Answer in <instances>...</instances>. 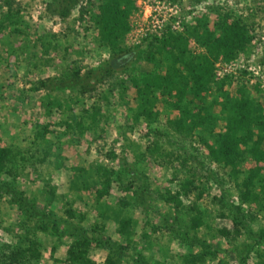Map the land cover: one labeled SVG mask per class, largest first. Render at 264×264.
I'll return each instance as SVG.
<instances>
[{"label":"rangeland","instance_id":"1","mask_svg":"<svg viewBox=\"0 0 264 264\" xmlns=\"http://www.w3.org/2000/svg\"><path fill=\"white\" fill-rule=\"evenodd\" d=\"M106 1L0 0V257L32 244L30 264H81L78 251L91 264H264V170L252 195L214 162L210 127L222 124H178L155 90L161 63L141 58L171 31L213 60L192 34L237 24L245 41L213 60L222 87L196 108L221 90L264 107V0H131L124 35L99 24ZM254 117L253 140L264 110Z\"/></svg>","mask_w":264,"mask_h":264},{"label":"trees","instance_id":"2","mask_svg":"<svg viewBox=\"0 0 264 264\" xmlns=\"http://www.w3.org/2000/svg\"><path fill=\"white\" fill-rule=\"evenodd\" d=\"M53 2L59 6L66 3L67 0H53ZM70 2L71 0H68V3ZM130 7H132L131 0H107L98 6L97 20L107 32H118L124 35L128 29L127 17L130 14ZM200 30L203 33V35H199L200 38L211 42L208 49L215 52L213 60L220 52L225 53L226 60H230L232 52H237L238 45L242 46V41H245L246 38L243 28L237 24L227 25L223 28L222 26L217 27L214 28L213 32H206V34L202 28H196V32L192 36H196ZM162 34L158 39L154 38L149 41L146 56L141 57L147 64H152L151 61L154 58L158 64L161 63L158 75L153 76L154 85H157L155 90L160 92L161 98L172 96V108L175 107L174 109L182 116L177 120L178 124L185 125L191 114L192 120L188 122L191 131L199 129L206 118H208V124L210 122L211 124L214 122L222 124L218 132H213L215 126L210 127L212 143L207 147L208 154L214 162L224 168H229L240 180L243 179L241 185L250 189L252 195H257L255 191L258 189L260 179H263L261 177L264 170V145L261 141L264 126L258 127L259 131L256 132L257 135L253 140L252 136L255 133L253 131L256 127H254L251 118L256 119L254 116L263 114L262 103L259 98L254 96L247 98L237 94L236 97H231L227 92L221 90V96L212 95L210 103L207 102L208 105L204 109L196 108L198 104L204 101V96L209 95L207 94L209 88L216 85L215 92H217L222 87L217 83V78L213 73L214 62L205 54L193 55L188 47L187 39L183 36L171 31ZM111 45L113 44L110 43ZM115 57V64L122 65L132 56L122 54ZM108 65L111 66L110 63ZM146 86L148 83L144 84V88ZM127 88L133 91L135 85ZM151 109L152 106L149 109L144 108L142 112L140 110L137 113V116L146 118L152 111ZM174 123L172 122V124ZM8 154L7 149L0 148V170L6 163H10ZM247 155L251 157L249 160L250 167L244 168L240 162ZM262 183H264V179ZM127 225L126 220L120 221L118 231L123 232ZM192 225L197 227L198 220L196 218L192 219ZM262 236L264 237V230ZM67 253L74 258V253L71 250ZM77 255L81 264H91L81 258L83 251H78ZM38 257V250L31 244L26 249H14L8 254L7 260L0 257V264H30L32 260Z\"/></svg>","mask_w":264,"mask_h":264}]
</instances>
